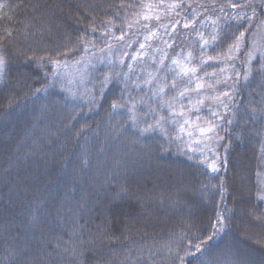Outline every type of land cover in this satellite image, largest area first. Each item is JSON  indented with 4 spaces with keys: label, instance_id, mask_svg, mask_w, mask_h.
<instances>
[{
    "label": "trees",
    "instance_id": "obj_1",
    "mask_svg": "<svg viewBox=\"0 0 264 264\" xmlns=\"http://www.w3.org/2000/svg\"><path fill=\"white\" fill-rule=\"evenodd\" d=\"M263 16L264 0H0V264H264L258 61L190 119L213 128L198 146L162 109L184 78L137 54L151 35L201 57L206 31L211 55L242 37V67ZM124 45L125 63L100 61Z\"/></svg>",
    "mask_w": 264,
    "mask_h": 264
},
{
    "label": "rangeland",
    "instance_id": "obj_2",
    "mask_svg": "<svg viewBox=\"0 0 264 264\" xmlns=\"http://www.w3.org/2000/svg\"><path fill=\"white\" fill-rule=\"evenodd\" d=\"M208 29V26L201 25L200 29ZM163 35V34H162ZM253 36L250 37L247 42V49L243 55L242 67L238 66L236 63V58L239 53L242 52L244 41L242 37H238L237 40L231 42L228 46L226 54L222 56L211 55V45L213 44L210 39L209 32L204 31L200 36V46L198 50L203 51L204 54L201 57H197L192 52H183V49L177 48L174 51L170 49V39L162 40V37L157 41V43L149 46L151 42V35H146L143 37V42L141 49L137 52L140 57L141 70L146 71L149 67H154V71L166 72L165 76L175 78H181L183 81L181 84L176 83L175 87L181 86L186 92H183L182 98L171 99L168 103L164 104L162 109L169 112L168 117L171 120H179L178 122H185L189 120L187 124L188 133L190 136H194L196 139V145L201 146L204 144V139L206 135H202L200 129H204L207 132L208 127L203 123L200 127L196 125V121H190L191 118L195 117L196 114L213 112V110L220 104L224 106L228 101V95L232 89V79L237 78L239 73L244 72L249 73L252 69L253 64L258 61V67L264 72V16L260 23L257 25ZM148 48L151 51L146 50ZM128 47L124 45L119 50H111L106 55L100 58V61H105L111 64L116 62L122 65L128 60ZM135 62V60L130 59V63ZM65 67L61 76L68 77L70 84L77 87H82L87 84L85 76L83 75L85 70H77L74 67ZM64 72L67 75H64ZM145 75V84H150L151 79L154 75ZM172 85V84H171ZM162 81L158 83L157 87L160 89L159 92H163ZM187 90L189 92H187ZM227 93V95H225ZM228 97V98H225ZM225 98V99H224ZM165 99L161 96L160 103ZM171 103H174L173 105ZM225 113V111H222ZM181 113H183L181 115ZM221 116L215 114L214 117ZM199 132V135H196ZM210 132L207 133V135ZM204 147V146H203ZM174 177L172 175L159 176L155 175L153 179L149 180L148 185L154 186L156 183L163 184L164 182L172 183ZM144 187V186H142ZM259 191L261 197L264 199V163L261 177L259 180ZM197 211V209H190L189 212L192 213ZM166 220H164L165 222ZM150 223V222H148ZM252 247H255L252 245ZM251 247V248H252ZM254 250L253 248L251 249ZM256 252L253 251L251 256H247L249 261L254 264V258Z\"/></svg>",
    "mask_w": 264,
    "mask_h": 264
},
{
    "label": "snow or ice",
    "instance_id": "obj_3",
    "mask_svg": "<svg viewBox=\"0 0 264 264\" xmlns=\"http://www.w3.org/2000/svg\"><path fill=\"white\" fill-rule=\"evenodd\" d=\"M249 6H251V5H249ZM232 7H236V5L233 4ZM186 26H187V25H186ZM141 47H143V45H141ZM172 87H173V88L175 87V83H173ZM181 95H183V93H181ZM225 95H227V93H225ZM182 114H183V113H181V115H182ZM200 131H201V134H202V135H207L208 132H212V131H213V128H212V127H209V128L207 129V132H205L204 129H200ZM212 238H213V236H209V237H208L209 240H211ZM202 244H204V241H201L199 244H195V245H194V247H195V249H196V252H201V245H202ZM181 259H183V258H181Z\"/></svg>",
    "mask_w": 264,
    "mask_h": 264
}]
</instances>
